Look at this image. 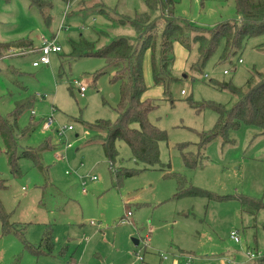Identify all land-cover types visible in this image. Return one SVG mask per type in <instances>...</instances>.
I'll return each mask as SVG.
<instances>
[{"label":"rangeland","instance_id":"1","mask_svg":"<svg viewBox=\"0 0 264 264\" xmlns=\"http://www.w3.org/2000/svg\"><path fill=\"white\" fill-rule=\"evenodd\" d=\"M81 1L51 0V20L45 24L28 0H0V42L32 44L0 57V112L29 100L17 126L34 127L16 136V153L50 146L41 154V169L20 158L19 172L13 174L0 143L5 184L0 201L18 232L4 233L0 220V264H264V134L240 125L230 133L232 143L216 137L202 145L200 136L217 120L208 105L234 101L214 84L242 86L249 72L264 71V49L259 48L264 33L247 38L231 63H218L220 46L201 72L189 70L193 51L174 44L178 80L170 84L171 99L154 85L146 52L145 95L156 104L148 120L166 133L158 145L159 162H135L126 143L117 141L118 154L110 163L94 142L97 133L90 124L115 121L119 83L110 80L113 69L101 57L71 59L70 42L95 41L101 30L110 35L133 30L90 10L76 11ZM97 1L120 14L147 11L145 0ZM173 1L175 15L194 25L211 27L237 18L233 0ZM42 38L61 51L51 52L47 65L33 66ZM50 116L51 129L44 130ZM125 170L133 174L122 176ZM180 178L184 189L204 193L176 197ZM244 200L263 205L254 210ZM232 231L239 242L230 238Z\"/></svg>","mask_w":264,"mask_h":264},{"label":"trees","instance_id":"2","mask_svg":"<svg viewBox=\"0 0 264 264\" xmlns=\"http://www.w3.org/2000/svg\"><path fill=\"white\" fill-rule=\"evenodd\" d=\"M233 2L237 18L220 21L211 27L194 25L189 20L177 17L174 13L173 0H145L147 11L134 13L132 16L116 13L97 0H85L79 3L76 11L90 10L92 13H99L109 18L113 25L129 26L133 30L132 34L116 33L115 35L101 30L97 33L95 41L79 38L70 42L68 56L71 59L101 57L106 67L113 69L110 80L119 83V101L115 121L97 120L90 124L97 133L94 142L102 145L110 163L118 154L117 141L126 143L130 149L131 158L135 162L145 165H154L159 162L158 145L160 141L166 139V133L148 120V114L156 107V104L153 98L145 95L148 90L143 71V59L146 52L151 54L150 72L154 85L162 87L163 95L171 99L170 84L178 80V76L173 71L174 44L180 45L188 52L193 51L194 56L189 62V70L201 72L220 46L222 49L218 56V63H231V58L243 48L247 38L264 33V0H233ZM28 5L35 7L44 23L49 24L51 0H28ZM19 48L31 49L32 44L25 40L0 42V57L7 50ZM259 48L264 49V43L259 45ZM214 85L219 89L228 90L234 97V101L230 106L213 103L208 105L216 111L217 120L209 132L200 134L202 145L216 137H220L224 144L232 143L230 133L240 125L254 127L257 130L256 134H264V71L254 69L249 72L242 86H235L226 81ZM30 103L29 100H19L10 112L6 114L0 112V143L13 174L19 172L20 158H30L33 164L41 169L43 167L41 154L50 147L48 143H45L38 149L26 148L16 153V136L18 134L26 136L34 127L33 124L23 129L17 126L20 114ZM191 161L195 165L196 160ZM121 174L129 176L133 172L125 170ZM4 186V180L0 178V188ZM203 193L192 186L184 189L182 179H178L176 197ZM244 201L246 205L251 203L254 210H257L259 205H263L254 201ZM0 220L4 233H18L14 227L15 223H8L7 213L4 212L1 201ZM22 231H20L21 236Z\"/></svg>","mask_w":264,"mask_h":264},{"label":"built area","instance_id":"3","mask_svg":"<svg viewBox=\"0 0 264 264\" xmlns=\"http://www.w3.org/2000/svg\"><path fill=\"white\" fill-rule=\"evenodd\" d=\"M10 51H17V50H10ZM61 49L58 45H56L53 41H50V40H47L45 38H42V41H41V45L37 48V53L39 54V57L37 60H34L32 62V65L33 66H39L40 64L42 65H47L49 63V59H48V55L51 53V52H60ZM241 60L239 59V62ZM85 90V87L80 85L79 86V93H80V96L83 95V92ZM181 93H184L183 90L180 91ZM52 118L51 116L47 119L44 120V122L42 123V128L44 130H48V129H51V125H52ZM61 131V130H60ZM67 147H70V144L67 143L65 144L64 148H67ZM96 177L95 176H91L89 177V180H95ZM83 183L86 182V179L84 181H82ZM84 191V189H83ZM130 212L128 211L127 212V215H129ZM122 220H126V218H122ZM230 238L232 240H234L235 242H239V238L237 237L236 233L234 231L230 232ZM245 254L249 257V258H253V254L251 253V251H246ZM165 258V256H164ZM140 260H142L141 258H139Z\"/></svg>","mask_w":264,"mask_h":264},{"label":"water","instance_id":"4","mask_svg":"<svg viewBox=\"0 0 264 264\" xmlns=\"http://www.w3.org/2000/svg\"><path fill=\"white\" fill-rule=\"evenodd\" d=\"M133 242H134V244H136V245H137V243H138V240L134 239V240H133Z\"/></svg>","mask_w":264,"mask_h":264}]
</instances>
